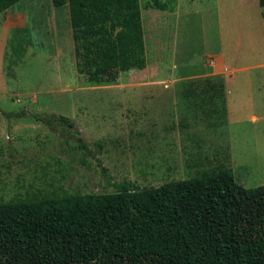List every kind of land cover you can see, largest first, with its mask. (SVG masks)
Masks as SVG:
<instances>
[{
    "label": "rangeland",
    "instance_id": "obj_1",
    "mask_svg": "<svg viewBox=\"0 0 264 264\" xmlns=\"http://www.w3.org/2000/svg\"><path fill=\"white\" fill-rule=\"evenodd\" d=\"M149 1L140 0L146 70L120 73L116 84L123 89L78 76L66 8L21 0L0 14V203L26 192L112 193L102 167L139 188L216 167L229 168L246 189L264 187V8L257 0H160L168 6L161 12L144 9ZM244 68L234 85L244 86L249 99L230 105L229 125L218 106L225 99L214 105L215 93L175 95L163 89L168 82L148 102L143 88L130 87L166 80L170 71L173 78L195 76L188 85H208ZM251 114L259 120L247 119ZM36 116L54 121L46 125ZM240 211L242 237H264V188L241 195ZM84 253L78 237L35 241L0 248V264H90Z\"/></svg>",
    "mask_w": 264,
    "mask_h": 264
},
{
    "label": "trees",
    "instance_id": "obj_2",
    "mask_svg": "<svg viewBox=\"0 0 264 264\" xmlns=\"http://www.w3.org/2000/svg\"><path fill=\"white\" fill-rule=\"evenodd\" d=\"M20 1L0 0V14ZM50 1L54 8L68 10L75 69L84 83L116 85L120 73L146 68L140 0ZM257 2L264 8V0ZM144 9L162 12L168 6L151 0ZM208 80V85H179L214 88L223 94L221 76ZM220 107L223 113V104ZM53 117L35 119L50 125ZM57 120L74 128L64 116ZM78 140L77 147L91 156L93 152ZM101 172L114 192H26L0 203V248L78 237L90 264H141L148 258L156 264H264V237L244 239L240 229V196L247 191L260 194L264 187L238 185L225 167L149 188L115 181L104 167Z\"/></svg>",
    "mask_w": 264,
    "mask_h": 264
},
{
    "label": "crops",
    "instance_id": "obj_3",
    "mask_svg": "<svg viewBox=\"0 0 264 264\" xmlns=\"http://www.w3.org/2000/svg\"><path fill=\"white\" fill-rule=\"evenodd\" d=\"M219 62H222L224 63V60H223V57L220 58V61ZM143 70H146V69H143ZM143 70L139 71V72H142ZM249 70L248 69H232L229 71V73H226V74H218L217 76H222L223 80H224V88H223V94H221V92L219 90H215L214 88H212V90H209V91H205L204 87H199V86H184V85H179L183 82L188 81L189 78H193L195 76L193 75H180L178 77L175 76V78H173V72L170 71L167 75H168V78H166V80H160L159 81H149V82H145V83H142V84H138V85H135V84H131L130 87H137V88H143L145 90V93L147 92L149 96H147V99H148V102L149 101H152L153 98V94L155 93H159V91L156 89L158 88L157 86H160V85H163L164 83H171V84H164L163 85V89L166 90V91H171V93H174L175 95L177 94H182V95H186V94H189V95H196V94H199V93H204V92H212V93H215L217 95L216 97V103H214V105H218L221 103V101H224L223 104H225V119L227 118V124L229 125L231 122H230V118H231V109H230V105H234L236 102H239L240 104L244 103L246 104L248 102V99H246L249 95L248 92L246 91V88H244V86H240V87H237V85H234V84H237V82L235 81V79L239 78V75L240 74H245L247 73ZM133 72V71H131ZM205 75H207V73L204 72V74H201L199 76H202L204 77ZM138 76V75H137ZM137 76H135L134 78H137ZM249 78V77H248ZM234 79V81H233ZM133 81H136L133 80ZM228 82H230V86L229 85H226L228 84ZM160 84V85H158ZM112 87H119L121 89L124 88V86H118L117 84L116 85H111ZM112 87H108V88H112ZM207 89V88H206ZM238 94H241V95H244V97H238L236 98ZM230 96V98H229ZM221 97L223 99H221ZM244 98V99H242ZM213 101H214V97L212 98ZM227 99H230V101H226ZM220 101V102H218ZM220 106V105H218ZM216 107V106H215ZM206 114L208 115L207 111H206ZM213 116H218L219 115H216L215 113L213 114ZM264 117H261V119H263ZM250 121L252 122H257L259 119L254 116V115H249L248 118ZM239 121H234V123H237Z\"/></svg>",
    "mask_w": 264,
    "mask_h": 264
}]
</instances>
